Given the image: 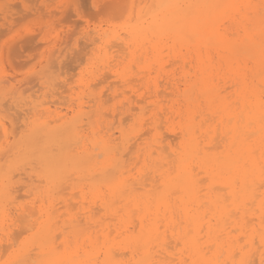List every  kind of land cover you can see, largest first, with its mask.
<instances>
[{
  "label": "bare ground",
  "instance_id": "bare-ground-1",
  "mask_svg": "<svg viewBox=\"0 0 264 264\" xmlns=\"http://www.w3.org/2000/svg\"><path fill=\"white\" fill-rule=\"evenodd\" d=\"M115 3L116 13L129 12L124 0ZM145 3L128 6L135 21L124 29L125 36L116 32L99 38L106 44L120 40L119 48L128 53V63L123 58L108 69L136 96L128 97V104L141 109L134 117L141 127L149 123L155 130L152 141H145L146 131L137 134L141 142L134 153L132 131L126 132L122 120L115 136L101 116L110 112H101L102 94L88 111L85 102H76L77 109L74 102H62L64 111L61 102L57 105L53 100L52 108L47 98L42 99L29 113L15 118H23L20 132L14 117L17 125L12 130L0 118V137L7 146L0 157V264L264 262V0ZM29 36L26 41L33 38ZM49 59H54L48 57L52 64L56 61ZM167 61H172L170 70ZM133 76L144 91L133 86ZM139 102L153 107L149 122ZM132 109L129 105L128 111ZM163 121L171 131H178L176 144L161 135ZM130 145L134 157L127 165L123 151ZM20 166L36 172L44 188L29 185L34 201L29 206L17 204L13 208L17 219L7 225L13 220L7 206L17 199L11 178ZM67 189L68 194L63 193ZM12 225H22L20 231L27 233L21 242L13 237L17 229L12 233Z\"/></svg>",
  "mask_w": 264,
  "mask_h": 264
},
{
  "label": "rangeland",
  "instance_id": "rangeland-1",
  "mask_svg": "<svg viewBox=\"0 0 264 264\" xmlns=\"http://www.w3.org/2000/svg\"><path fill=\"white\" fill-rule=\"evenodd\" d=\"M114 1L116 2V0H112L110 2H109V0H108V2L106 0H0V18H1L0 19V82L4 79H7V81H9L8 83L3 82V84H0V118H4L7 125H9L8 127L10 130H12L13 126L15 127L17 125V123H18V125L16 126V127H18L17 131L20 132L21 130H23L24 124L22 121L23 118H21V116L23 115V113H29L31 110H33V106H35V104H38L40 101H42V99L45 100V98H47L46 100L49 101V104H52L53 100L54 101L57 100V101H55V102H57V105L58 104L61 105L62 102L63 103L65 102L64 104H66V105L69 104L70 102H74V105L76 106L79 101L85 102L84 103V109L86 111H88L89 110L88 105L93 104L95 97H99V95L102 94L103 97H102V110H101V112H104L105 114L108 113L109 111L110 112L108 113V115L106 114L105 117L103 116V114H101V112H100V114L103 117V119L105 120V122L107 124H109L112 131L116 132L115 136L119 135L117 130H118V127L120 125L119 121L122 120L123 126L127 130L126 132L129 133L132 131V133L129 136L131 138H133L131 140V143L132 144L136 143L135 148L130 143L133 146L134 153L137 151V143L141 142V140L137 139V138H139L137 134H139V133L143 134V133H145L144 131H146V133H145L146 135L144 134V137H146L145 141H147V142L152 141L155 130H153V128L151 127V125L149 123H146L143 127H141L134 119V117L139 116L141 109L135 105L128 104L127 98L130 97L132 100V98H133L132 96L134 95V93L131 91L130 88L123 87L122 82L119 79H117L116 76L111 75L112 71L109 70L111 68L108 67L109 65L116 63L117 60H122L123 58H125V60L128 63V61H129L128 53H127V56H128L127 57L125 55L126 53L124 52V50L123 51L121 50L124 48L123 45H122L123 48H121V47H120L121 49L119 48V45L117 43L120 42V40L115 41L113 39L114 42L113 41L111 42V43L116 42L115 44L118 45V47H117V46H112L115 44H111V43L106 44L102 38L101 39L99 38L101 36V34H102V36L109 38L110 36L114 35L116 32H120V33H122L123 36H125L124 29L130 23L132 24L135 21V19H133L134 17L132 18L131 17L132 15L130 13V9H131V6L133 4L132 2H135V4H133V5L139 4L140 7L147 5V3H145V0H139V1L135 0L132 2L130 0H128V1L124 0L125 4L127 6L126 11L128 12V10H129V12L127 13L125 11V13H127V14H124V12H122L123 11L122 10V11H120V13L122 12L121 16H120V13H118L119 11H117V13L115 12L116 9H114V7H115L114 4H117V3H115ZM111 2H113L114 4ZM136 2L137 3L139 2V3L137 4ZM140 3H141V5H140ZM142 3H143V5H142ZM130 4H131V6H130ZM128 6L130 9H128ZM115 8H117V7H115ZM73 14L76 16H74ZM82 14L83 15L85 14V16H83ZM65 15L67 16L66 19H64ZM109 15H112V17L114 15L115 18L111 19L112 17ZM117 15L120 17L118 18ZM122 15L123 16L125 15V16L123 17ZM6 16H8L9 18ZM121 18H123V19H121ZM107 19H109V20L107 21ZM56 23H57V25H56ZM100 31H101V33H100ZM34 34H36V36ZM26 35H28V36L34 35L33 38H35V39H33V38L31 40L28 39L30 41L27 40L28 41L27 42L26 38H24ZM69 35L70 36L72 35V36L67 37ZM80 37H81V39H80ZM94 37L97 39H94ZM67 38H69V41ZM13 40H15L16 42ZM19 40H22V41L25 40L28 43L27 47H26V45L24 46V44H26L25 41L22 42ZM32 41H33V43H32ZM78 41H80L81 45L83 44L84 47L79 45L80 42H78ZM83 41L86 44H84ZM89 43H90V45H89ZM37 44L39 46H40V44H43V45L40 48ZM120 44H121V42H120ZM29 45H31V46H29ZM35 45H37L40 49L37 50L38 47H35ZM108 45H110V46H108ZM22 47H25V49ZM85 47H87V48H85ZM78 48L80 50L82 49V51L78 50ZM105 48H107V49H105ZM117 49H120V50H117ZM53 50H55V51H53ZM77 50H78V52H77ZM115 50H117V51H115ZM120 51H122V54ZM52 52H53V55H51ZM60 52H61V55H60ZM78 53L81 55V57ZM167 53H168V51L165 49V51L163 53L165 60H168ZM77 54H78V58H77ZM100 55H101V57H100ZM57 56L59 58H57ZM48 57L53 58L56 61L49 59V60H51V62L54 61L52 64V63H50V61H48ZM66 57L69 59H67ZM79 57H80V59H79ZM55 58H57L58 60ZM71 58H74V59H71ZM75 58H76V61L79 59L81 63L79 61L76 62ZM65 60L66 61L69 60L70 62H66ZM74 62H76V65L79 63L77 67L74 64ZM169 62H170V64H169ZM108 63H110V64H108ZM65 64H68V65H65ZM168 64L170 66H168ZM66 66L67 67L69 66V67L67 68ZM60 67H63V69ZM74 68H76L75 69L76 71L74 70ZM166 68H167V70H170L172 68V61L166 62ZM53 69L55 71H53ZM68 69L71 71L69 72ZM62 70H63V72H62ZM133 70L135 72H138L136 67L133 68ZM108 71H110V73ZM104 72H106V73L104 74ZM70 73H72L74 75V77H72L73 75L71 74L72 75L71 76ZM103 74L105 76H107V78H105V76ZM69 75H70V77H69ZM153 75H154V73H153ZM32 76H34V78H32ZM102 76H104L106 81L104 80V78ZM164 77L165 76L163 75L159 78L160 82L162 81L161 84H163V82H164V80H163ZM135 78L136 77L133 78V83L135 82L133 86L137 90H140V92L144 91V89L141 88L142 86L140 85V82L137 81V78L136 79ZM27 79L29 80V82ZM72 79H73V81H72ZM74 79H75V81H74ZM35 80L36 81L38 80V81L35 82ZM101 80L102 81L104 80V81L102 82ZM113 81H114V83H113ZM94 82H96V83H94ZM53 83H54V85H52ZM56 83L57 84L59 83L60 85L65 86V88L64 87L61 88L59 85V87L63 90V93L60 92L61 89L58 87V85H57V89H55ZM117 83H119V86H117ZM137 83H138V85H137ZM30 86H33V87L29 88ZM46 86H47V88H46ZM95 86H97V88H95ZM109 86H110V88H108ZM17 87H19V88H17ZM48 88H49V90L50 89L52 90V93H51V91L47 90ZM58 88H59V90H58ZM105 90H107V92ZM114 90H117V94H115V95L112 94V92ZM124 90L126 91L127 94L125 92L123 93ZM127 90L130 92L128 93ZM54 91L56 92V94L57 93L58 94L56 95ZM103 92H104V94H106V96H104ZM49 94H51L52 97ZM92 97H93V100H92ZM106 97H108V98H106ZM134 98H136L135 95H134ZM111 99H112V101H110ZM89 100H91V101H89ZM108 100L110 102H108ZM104 101H105V103H104ZM4 102H5V104H4ZM59 102H61V103H59ZM142 102H139V103H142ZM24 103H25V105H24ZM63 103H62L61 107H63V109H65L66 105H63ZM124 103H127V104H124ZM142 104L145 107V111H147V114L145 113V119H148L150 117V109H152L153 107L151 105H149L147 102L142 103ZM6 105H7V107H6ZM129 105L133 106L132 111L131 110L128 111ZM147 105H149V106H147ZM86 107H88V108H86ZM94 107H96V106H94ZM134 107H135V109H134ZM52 108H55V106ZM75 108L77 109V106ZM9 109H11V110H9ZM15 109L19 110V112L17 113V111H15ZM28 109H29V111H28ZM64 111H66V109ZM9 112L11 114L13 113V115L12 116L10 115V117L8 115ZM117 112L119 113L118 115L116 114ZM18 114L21 115L19 117L20 119H18L20 122L15 119L17 116H19ZM93 114H94V112H93ZM109 114L112 117H109ZM127 114H130V116L129 115L126 116L127 117V119H126V117L124 115H127ZM132 114H133V117H132ZM30 115H31V113H30ZM12 118L17 121V123L14 121L16 124H14ZM114 121H116V122H114ZM147 121L149 122V119ZM21 124L23 125V127L20 126ZM167 128L168 127H167L165 121L160 122L159 131L161 129V131H160L161 135L163 136L166 134L164 137H166L167 135L168 136L170 135L169 136L170 138H168V136H167V139L168 140L171 139L172 144L174 145L178 142V139H179L177 137V134H176L178 131H171L169 128L168 129ZM162 130L164 133H162ZM172 137H174V139ZM131 145L127 149V150H129L128 152H127V150L123 151V158H124V160L126 159L127 165L129 163L133 162L132 158L134 157V153L132 151L133 149H132ZM145 145H146V143H144L142 146H145ZM6 150H7V146L4 142V138L0 137V157H1V154L3 152H5ZM120 150L122 151V148ZM125 153L126 154L130 153V154H128L127 155L128 157H127ZM140 165L141 164H139V166ZM35 174H36V172H34L29 166H25V167L20 166L17 168L16 171H14V173H13L14 176H12V178H11L10 188L13 190V192L17 196V199L14 203H11L7 206L9 216H11V219H13L12 221H8L7 225H11L17 219L16 209H13V208H15V206L17 204L18 205L23 204V205L29 206V204H31L34 201V195L32 193H30L29 191H27V189H28L27 187H29V185H30L31 188L33 187V188H36L38 190H41L44 188V182L40 181L38 179V177H36ZM15 175H16V177H15ZM19 185L22 186V187L20 186L22 189L19 187ZM15 186L17 188H15ZM18 192L22 193L20 195V197H19ZM66 192L68 194L69 190L67 189V190L63 191V193H66ZM0 193H1V191H0ZM67 194H65V195H67ZM26 195H27V197H26ZM21 196H22V198H21ZM59 206H61V205H59ZM76 210L77 209H75V211ZM0 217H1V214H0ZM12 228H13L12 233L16 232V230L14 231V229H17V232L13 234V237L15 236L18 239L17 240L14 237L17 240V242H21L22 240L25 239V237L27 236V233L21 232L23 229L22 225H19V226H16V225L13 226L12 225ZM20 229H21V231H20ZM19 231H20V233H19ZM17 233L20 236H18ZM4 238H6V237L3 236V239ZM15 239H14V241H15ZM3 244L6 246V241L3 242ZM8 254H9V252H6L3 256V259L5 257H7Z\"/></svg>",
  "mask_w": 264,
  "mask_h": 264
},
{
  "label": "snow or ice",
  "instance_id": "snow-or-ice-1",
  "mask_svg": "<svg viewBox=\"0 0 264 264\" xmlns=\"http://www.w3.org/2000/svg\"><path fill=\"white\" fill-rule=\"evenodd\" d=\"M262 264H264V262H262Z\"/></svg>",
  "mask_w": 264,
  "mask_h": 264
}]
</instances>
